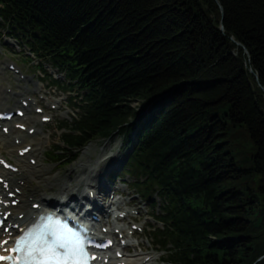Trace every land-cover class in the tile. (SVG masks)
Instances as JSON below:
<instances>
[{"label":"trees","instance_id":"16d2710c","mask_svg":"<svg viewBox=\"0 0 264 264\" xmlns=\"http://www.w3.org/2000/svg\"><path fill=\"white\" fill-rule=\"evenodd\" d=\"M218 2L0 0V28L75 93L55 154L129 138L170 264H264V0Z\"/></svg>","mask_w":264,"mask_h":264},{"label":"rangeland","instance_id":"374dc122","mask_svg":"<svg viewBox=\"0 0 264 264\" xmlns=\"http://www.w3.org/2000/svg\"><path fill=\"white\" fill-rule=\"evenodd\" d=\"M13 45H15V43L13 41L9 42V40L6 41L5 44L0 42V67H4L6 63L13 62L17 67L20 68L22 73L31 76L32 80L27 82H20L8 70H4L3 74L0 75V88L2 87L3 92H6L5 88H10L11 90L16 92L20 91L22 94L19 97H29L36 100L37 104H33L30 107V112L27 115L28 117L30 115H34L33 110L35 106L44 107V102L39 101L41 96L47 97L50 103H52L51 106L58 107L57 110L51 111L50 107L48 106L49 108L46 109V112L44 114L50 115L53 118V121L46 125L37 126L36 128L39 130V134L29 136L25 132H17V134L23 136L24 139L21 146H23L24 144H31L33 146V153L31 152L29 155L22 158V160H24L26 165L39 170L38 173L32 172L31 181H28V184L23 189V191L25 193H30L29 191H35L39 194H43V196L55 194L58 190V186H56L55 184L51 187L41 186L42 184L46 185L45 182H43V178H46L47 176H54L58 172H60V174L65 175V179H67L70 177V170L73 169V166L75 164H77L78 162H82L89 168L94 167V165L97 164L101 159V156L103 154L104 156H110L112 154L118 155L117 159H115V172L116 175H118L130 149L128 139L120 133H114L108 139L93 140L83 150H81V152H65L64 155L66 156L63 160L58 163H53L52 160L55 157L51 153V150L54 148V146H56L58 141V133H56V130L54 128L60 122L64 121V119H69V116H71L72 114V111L66 106L67 95L62 93L59 89L50 85L51 77L59 78L61 80L63 79V77L57 74L56 70L48 63L41 62L33 57H28L30 63L28 65H25L21 59L22 55L15 52L16 49L13 47ZM39 64L42 68L39 67ZM34 91L37 92L34 93ZM4 95L6 94L4 93ZM6 96L9 97V100H3L1 104H6L8 108H16L18 106L16 98H12L9 95ZM134 105L142 107L145 104L139 102L138 104L135 103ZM0 143L3 144L4 142H2L0 139ZM17 148V146L6 145L3 148V154L14 161V156ZM87 152H90V155L86 158H83V156ZM34 154H37V157H35ZM32 155L34 156V161H36L35 165H33L32 162H28V156ZM0 156H2V154H0ZM73 158H75V161H71ZM84 188V186L81 187L80 194H78V196H82ZM111 188L114 189H112V191L110 192V197L113 195V192L116 189L119 190L118 195H116L114 198L121 201L120 210H129L133 212V217L128 218V220L120 224L122 226H137L138 230L136 232L139 237L137 239L131 238L132 245L140 244L143 249L147 251V256H152L155 259V262H153L152 264H165L162 261L160 254L157 253V249L153 244L152 236L147 233L148 228L154 225V222L151 219L147 218L149 211H151L150 206L142 201L141 197L136 194L137 192L132 186V181L127 176H116V180L113 182V184H111ZM147 224L148 226L145 227ZM125 253L127 255V258H129L130 260H137L139 257H135L133 255H137L140 253V247H133ZM142 257L147 258L145 256Z\"/></svg>","mask_w":264,"mask_h":264},{"label":"bare ground","instance_id":"6f19581e","mask_svg":"<svg viewBox=\"0 0 264 264\" xmlns=\"http://www.w3.org/2000/svg\"><path fill=\"white\" fill-rule=\"evenodd\" d=\"M9 98L5 95H1L0 103L3 100H8ZM26 100V99H23ZM27 101V100H26ZM2 107V105H0ZM5 110V109H3ZM26 120V119H24ZM34 121V119H33ZM22 124V123H21ZM14 132V126L9 128L8 134L5 135L0 129V139L6 144H9L7 138L11 135V133ZM22 148H25L22 147ZM0 146V151H1ZM90 155V152L85 153L83 158H86ZM117 154H112L110 156H104V154L101 156V159L98 161L97 164L94 165V167H87L82 162H78L73 166V169L70 170V177L65 179V175L60 174L58 172L54 176H47L46 178H43V182H45L46 185L40 184L41 186H58V190L55 194L46 195L43 196V194H39L38 192H31L30 194H25L21 189L23 186H25V183L21 184L23 179H26V181H31V174L32 172L38 173L39 170H36L33 167H30L29 165H26L25 162L19 157V155L14 156V163L15 166L18 167V171L16 174H13L10 171H6L0 167V178H2L4 181L8 183V191L3 192L4 196H7L10 193L15 194V199H18L19 202L16 207L8 206L5 208L6 211H11L10 217L8 218L7 222H5V225H7L8 222L11 224H17L20 227L27 225V223L32 219V215L36 212H38V209L32 208V205L38 204L39 206H44L48 203H57L58 201L53 197L55 196L57 199H64L68 202H75L78 200L77 194H80V189L82 186H85L84 193H83V199L86 198L85 190L87 189L88 192H93L95 194L96 199H101L105 197V199L109 196V193L112 191L111 185L108 184L106 180V174L114 168L116 165L115 159H117ZM33 157V156H30ZM83 161V160H82ZM18 179H17V178ZM40 186V187H41ZM16 189L20 190L21 193H16ZM77 192V193H76ZM33 197L35 200L32 201L30 205H28V198ZM14 198L8 199L6 198V201H12L15 200ZM96 207H98L97 212L100 213V211H103L102 215L103 217L108 215L106 210L101 209V203L94 202ZM110 205H115L117 208L121 205L120 200H110ZM125 212V211H124ZM121 213H123L121 211ZM18 214H22V217H19ZM130 216V213L127 211L122 216V218H127ZM106 220L104 218H100L99 222L96 223V226L98 228L106 227ZM10 231H13L12 229ZM120 233H124V229L119 230ZM3 232V230H0V234ZM126 232V231H125ZM113 235V234H112ZM5 238L8 237V234H5ZM4 239V238H3ZM115 259V258H114ZM153 260H139V263L136 262H128L127 264H150ZM117 264L118 262H125V260L117 259L115 261Z\"/></svg>","mask_w":264,"mask_h":264},{"label":"snow or ice","instance_id":"6c2138e0","mask_svg":"<svg viewBox=\"0 0 264 264\" xmlns=\"http://www.w3.org/2000/svg\"><path fill=\"white\" fill-rule=\"evenodd\" d=\"M7 243V240L0 241V248ZM92 243L83 226L70 227L67 222L48 214L22 230L13 247L4 249L9 255H0V264H90L95 257L90 256L87 246Z\"/></svg>","mask_w":264,"mask_h":264},{"label":"water","instance_id":"95a60500","mask_svg":"<svg viewBox=\"0 0 264 264\" xmlns=\"http://www.w3.org/2000/svg\"><path fill=\"white\" fill-rule=\"evenodd\" d=\"M218 4H219V2H218V0H215ZM219 8H220V10L222 11V6L219 4ZM220 30L221 31H223V27H222V25L220 26ZM235 43L237 44V45H241L239 42H236L235 41ZM245 52H246V50H244ZM251 72H252V70H250ZM253 73V72H252ZM256 76V75H255ZM256 78H257V76H256Z\"/></svg>","mask_w":264,"mask_h":264}]
</instances>
